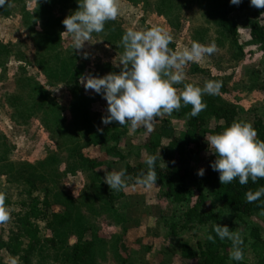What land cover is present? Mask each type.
<instances>
[{
    "label": "rangeland",
    "instance_id": "rangeland-1",
    "mask_svg": "<svg viewBox=\"0 0 264 264\" xmlns=\"http://www.w3.org/2000/svg\"><path fill=\"white\" fill-rule=\"evenodd\" d=\"M118 3L117 18L107 21L103 32L93 33L82 50H74L71 35L63 33L62 21L78 9L77 0H10L0 6V192L7 198L10 213L8 221L0 222V237H9L30 190L41 202L48 201L49 213L68 215L64 224L52 221L51 215L38 221L41 242L31 253L30 264H184L182 243L187 241L198 251L206 239L209 225L185 227L184 213L195 202L197 192L178 203L165 196L162 184L145 187L126 172L127 187L112 190L119 194L118 199L111 204L103 196V184L110 189L104 183L107 172L126 170L127 163L146 167L150 155L163 160L162 149L154 152L148 145L157 123L172 125L181 133L190 117L173 111L156 119L151 132L140 127L131 134L128 126L102 123L107 102L94 91H85L81 78L119 73L122 65L117 64L124 51L119 29L162 26L173 36L169 48L174 51L190 48L193 42L214 43L215 53L189 62L185 81L175 87L179 91L186 83L203 87L208 80L220 81L219 93L205 95L203 101L209 96L221 106L234 107L236 122L253 127L258 120L264 122V50L250 34L253 22L264 23V14L235 12L232 19L238 34L234 37L217 23L213 0ZM40 4L48 6V12L39 13ZM46 34L56 38L49 41ZM85 52L88 59L83 57ZM44 59L49 62L47 70ZM69 63V70L63 69ZM79 107L93 121L92 131L86 129ZM114 132L122 133L118 146L124 160L108 152L115 144L109 139ZM212 156L205 139L200 152L187 154L186 161L190 167L206 171ZM84 157L104 161L101 176L95 175ZM205 192L204 210L220 213L230 230L241 234L243 261L264 264V213L236 216L214 198L211 187ZM255 226L260 240L252 236ZM77 242L90 248L81 261L74 257ZM13 260L24 264L18 255L0 249V264ZM229 264H235L234 260Z\"/></svg>",
    "mask_w": 264,
    "mask_h": 264
},
{
    "label": "clouds",
    "instance_id": "clouds-1",
    "mask_svg": "<svg viewBox=\"0 0 264 264\" xmlns=\"http://www.w3.org/2000/svg\"><path fill=\"white\" fill-rule=\"evenodd\" d=\"M10 0H0V6L9 4ZM78 9L63 21L66 31L71 35V46L74 50H82L85 42L91 41L93 33L105 30L107 21L115 20L120 13L118 0H77ZM232 5H239L242 0H230ZM252 6L264 8V0H250ZM172 34L162 26H153L147 30L127 29L121 37L124 49L120 55L119 73L110 72L103 76L86 75L81 78L85 91L92 90L107 102V115L101 117L102 123L108 125L116 122L119 126H128L129 133L143 127L151 132L154 122L164 114H171L182 106L191 105V115H199L206 108L203 101L205 95L219 93L221 82L208 80L203 87L190 83L184 84L182 90L175 85L186 79L185 68L189 62L199 61L206 55L216 51L215 44L202 45L193 42L190 48L172 50L169 44ZM88 59V53L83 54ZM103 131V129H99ZM211 154L215 160L211 168L219 173L222 185L239 180L245 185L251 180L264 179V140L257 137V131L248 122H233L222 131L205 136ZM157 157L150 155L145 163L146 173L136 178V183L151 187L157 183L155 172ZM205 169L198 170L203 176ZM126 170L107 172L104 183L111 191H121L127 187ZM248 203L255 202L264 196V186L245 194ZM10 218L5 204V195L0 193V222ZM215 236L208 239L232 242L229 253L230 260L242 261L244 253L241 245L243 238L239 232L231 231L226 225L214 226ZM12 264H16L15 260Z\"/></svg>",
    "mask_w": 264,
    "mask_h": 264
},
{
    "label": "trees",
    "instance_id": "trees-1",
    "mask_svg": "<svg viewBox=\"0 0 264 264\" xmlns=\"http://www.w3.org/2000/svg\"><path fill=\"white\" fill-rule=\"evenodd\" d=\"M38 10L39 13H46L48 12V6L40 4ZM241 10H253L255 14H264V8L252 6L250 0H242L239 5H232L230 0H213L212 13L217 23L226 28L234 37L237 36L238 29L233 23L232 15ZM119 34L123 35L124 31L119 29ZM250 34L252 39L259 43L264 50V23L253 22ZM44 37L49 41L56 38L55 35L51 34H46ZM46 64H49V62L44 59L42 65L47 70L48 65ZM70 64H63V69L69 70ZM56 73L58 77L59 73ZM204 102L206 108L195 117L191 115V105L182 106L179 110L174 111L179 116L190 115L187 128L181 133H177L172 125L163 126L162 123H157L154 136L150 139L148 145L154 152L159 148L162 149L163 160L159 155H154L157 157L154 170L158 178L157 184H162L165 187L166 197L182 203L188 201L195 192L198 193L195 202L184 213L185 227H188L191 223L209 225L206 239L198 251L189 242L182 243L181 250L185 259L184 264H229L231 241L227 239L221 241L219 237H216L214 242L208 239L209 235H216L214 232L215 225H228L223 222L220 213L213 210H204L203 206L207 200L205 189L211 187L214 198L229 207L236 216H251L256 212L264 213V196L255 202L248 203L245 194L250 190L254 192L259 187L264 186V179H258L255 183L249 180L247 184L241 185L237 178L231 183L222 185L219 180V173L211 168V163L203 176L197 174L198 168L190 167L187 164L186 155L200 152L201 142L205 140V136L220 132L236 122L237 112L234 107L221 106L217 104L213 97L209 96L204 99ZM79 113L83 117L86 129L92 131L94 123L89 119L90 117L86 114V111L79 107ZM213 120L215 123L211 124ZM254 128L257 131L258 139L264 140V122L261 120L256 121ZM121 138L122 133L119 132L110 135L109 139L115 144L108 148V152L119 160H124L126 158L125 154L118 146ZM164 139L167 140V143H163ZM193 146L195 149L191 148ZM215 158L213 154L210 161H214ZM84 160L95 175H102V168L106 165L102 159L84 157ZM125 169L135 179L148 171L147 166L130 163L126 164ZM103 186V196L109 203L113 204L118 199L119 194L111 191L107 185L103 184ZM29 192V199L22 203L23 209L17 214L14 229L9 237L7 239L0 237V249H5L11 255H18L24 264H30L31 253L41 242L38 221L49 215L52 216V221L58 224H64L68 219V215L59 212L50 211L49 213L48 201L41 202L38 197L33 196V190ZM7 202L5 197V204ZM252 236L256 240L261 239L258 227H252ZM241 247L245 254V244L243 243ZM89 250L88 244L77 242L74 250L75 259L77 261L83 260ZM234 262L235 264H248L243 260Z\"/></svg>",
    "mask_w": 264,
    "mask_h": 264
}]
</instances>
